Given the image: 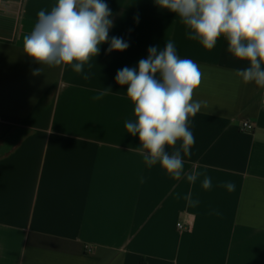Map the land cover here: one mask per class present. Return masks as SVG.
<instances>
[{"label":"crops","instance_id":"0c3cea01","mask_svg":"<svg viewBox=\"0 0 264 264\" xmlns=\"http://www.w3.org/2000/svg\"><path fill=\"white\" fill-rule=\"evenodd\" d=\"M104 2L109 40L129 47L101 44L77 74L23 52L38 12L56 0H0V264H264V88L235 75L248 63L223 37L209 51L154 0ZM167 41L203 74L193 99L206 106L190 118L195 143L183 161L185 177H211L209 190L203 176L193 184L148 168L124 127L134 105L116 73Z\"/></svg>","mask_w":264,"mask_h":264},{"label":"clouds","instance_id":"9594fccd","mask_svg":"<svg viewBox=\"0 0 264 264\" xmlns=\"http://www.w3.org/2000/svg\"><path fill=\"white\" fill-rule=\"evenodd\" d=\"M154 2L178 16L190 30L187 38L198 41L206 50H213L223 37L228 53L248 63L235 75L244 84L264 88V0ZM112 27V11L104 0H56L50 10L38 12L31 32L23 37V52L42 66H71L79 74L91 58L99 55L101 44H109L108 52H122L129 47L122 38L109 40ZM41 71L36 69L33 74ZM202 76L200 66L191 59H181L174 43L167 41L163 50L149 47L148 57L138 62V68L118 70L115 80L127 86L126 95L134 105L135 119L126 120L124 127L132 136L138 135L140 144L135 150L144 164L151 168L159 163L177 181L186 178L194 184L203 176L202 187L209 190L211 177L195 170L185 177L183 161L191 155L195 143L190 118L206 106L193 99ZM106 94L100 92L93 99L100 100ZM222 186L228 192L236 189L233 182ZM185 199L190 207L199 204L191 199V193Z\"/></svg>","mask_w":264,"mask_h":264},{"label":"built area","instance_id":"2783aa9c","mask_svg":"<svg viewBox=\"0 0 264 264\" xmlns=\"http://www.w3.org/2000/svg\"><path fill=\"white\" fill-rule=\"evenodd\" d=\"M255 125L251 121H244L242 124V130L251 132L254 130ZM179 228H182V224H178Z\"/></svg>","mask_w":264,"mask_h":264}]
</instances>
